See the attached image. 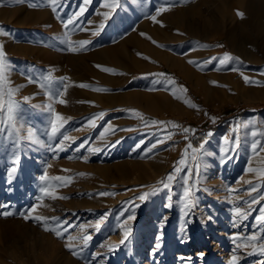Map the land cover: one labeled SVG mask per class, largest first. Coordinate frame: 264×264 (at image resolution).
I'll use <instances>...</instances> for the list:
<instances>
[{
	"label": "rangeland",
	"instance_id": "1",
	"mask_svg": "<svg viewBox=\"0 0 264 264\" xmlns=\"http://www.w3.org/2000/svg\"><path fill=\"white\" fill-rule=\"evenodd\" d=\"M150 1L152 0H120V6L112 18L104 22L105 27L98 35L93 36L87 31L76 32L71 36L73 41H91L87 50L73 53L54 39L62 36L65 30L49 6H32L33 3L39 4L40 0H0V32L7 33L0 35V45L4 46L7 59L13 66L9 79L11 86H24L16 96L21 101V122L25 129L33 128L36 138L42 142L38 145L40 150L34 148L35 143L27 141L15 146L6 135L0 134V213L7 211L15 214L0 215V264H230L232 254L240 257L239 264H264V254L253 252L251 248L234 253L235 245L232 242L234 234L247 237L264 231V224L256 220L262 214L260 209L264 208V201L252 206L246 220L240 221L233 214L235 207L245 208L244 200H251L247 196L250 185L245 184L244 180H252L254 185L264 187V180H257L255 173L246 172L247 167H254L252 159L255 157L262 160L256 168L264 167V153L256 155L251 150L254 142L251 132L264 133V37L259 38V45L254 44V39L250 38L252 27L250 20L246 18L247 9H237L235 0L221 3L216 0H172L149 10L146 18L139 20L141 24L139 21L135 22L134 6L143 10L146 2ZM103 2L104 0H92L82 18L85 27L95 30L103 21V17L98 14L108 11L101 8ZM80 3L81 0H66L60 15L66 19L69 12L78 10ZM166 4L170 5V10L164 13L172 11L177 14L180 9H185L192 20L204 19L203 16L207 13H212V17L206 18H211L212 24L222 26L221 32L207 37L202 31L191 29L185 45L181 40L163 43L157 39H149L141 30V25H146L151 16L157 15V9ZM220 7L225 12L220 13ZM34 11L42 12L44 16L30 23L26 16ZM237 12L243 13V18ZM88 20L94 21V24L87 25ZM262 23L264 26V17ZM173 24L177 25L176 17ZM194 26L200 28L198 21ZM228 31L232 33L231 38ZM173 32L181 34L178 28ZM132 34L143 42L148 41L156 53L165 52L185 59L187 63L188 60L202 63L213 56L222 57L224 53L239 57V62L233 61L220 71H216L219 67L218 60L207 64L202 71L188 63L195 74V78L188 81L177 70L170 69L166 63L158 60L157 54L129 49L131 59L134 58L142 65H154L151 69L131 73L128 83L121 89L122 92H135L139 96L137 103L141 108L134 109L125 103H98L93 96L105 95L109 91L115 93L116 88L109 89L91 76L87 84L91 86L88 88L91 96L87 102H83L86 111L81 114L73 113L72 109L77 102L71 97L70 87L62 97L67 103L60 104L67 108L62 116L71 118L65 125V132L77 137L76 141L63 152L54 153L49 150L46 145L54 146L59 143L60 138L49 140L45 134L53 118L46 111L45 105L51 103L56 112L58 108L55 107L56 102L45 94L46 90L41 89L38 83H28L27 77L43 82L41 78L50 74L54 91L62 87V78H66L64 83L70 85L74 66L68 62L58 67L62 55L73 61L85 58L88 62V56L102 48L113 46L119 39H127ZM22 47L31 48L32 51L27 56L13 51ZM47 55L57 62L48 64L44 58ZM97 65L105 67L98 63H92L91 67L104 75L108 74ZM233 67L239 71H232ZM152 73H165L173 78L179 99L172 95L170 89H162L161 85L153 84L158 77L150 75ZM241 73L255 83L246 84ZM235 75L240 78H234ZM199 78L205 81L203 89L195 86V81ZM181 86L186 91L181 90ZM92 88L109 91H94ZM24 89L31 97L30 102L22 100L26 97ZM216 94L222 98H216ZM163 95L171 103L165 101ZM188 102L195 104L197 108L189 107ZM175 103L184 106L182 116ZM33 105L36 107H32ZM150 108L161 111L156 114L147 113L145 110ZM242 108L249 109L239 117L232 116ZM130 109L140 112L148 120L172 121L181 128L172 129L169 126L168 130L176 134L165 144H159L151 153L146 154L147 149L165 135L163 126L146 127L140 119L132 118V113L128 111ZM99 112H104L105 116L99 121L98 127L85 129L87 119ZM210 117L216 118L215 123ZM250 120H255L256 123L246 128L238 127ZM109 124L122 130L107 136L106 142L98 140L99 133ZM211 124H218V129L211 131L212 135L208 137L206 128ZM184 127L196 130L194 134H187V141L182 132ZM202 136V142L206 141L203 151L211 155L201 158L202 166L199 170H196L195 162L189 159L193 172L188 173L186 169L181 171L176 174L177 179L171 183L170 190L159 191L145 201H139L137 197L140 194L150 191V186H159L158 181L173 173L187 144L198 147L200 144L196 146L194 142ZM237 138L240 140V147L236 152L228 153L233 157L232 160L222 162L221 148H231ZM255 139L264 141V135H257ZM85 140L89 143L76 152L75 149ZM117 140L118 144L115 143ZM138 144L139 148L136 147ZM89 147H98L100 151L90 154ZM188 151L190 153L191 149ZM84 156L88 157L87 162L82 159ZM17 158V171L9 176L8 170L14 166L12 162ZM78 173L86 175L79 176ZM187 174L193 185L194 202V207L188 210L181 200L184 192L183 178ZM45 175L46 180L41 181L40 177ZM69 176L73 177V182L67 187L62 186L67 181L54 179ZM58 184L61 186L57 187ZM45 187L54 189L57 195L66 199L54 200L44 195L41 189ZM233 188L238 191H230ZM100 192L111 195L100 196ZM237 196L244 200L237 201ZM168 204L171 206L166 207ZM34 205L37 209L32 217H46L50 226L53 217L62 222L68 221L73 225L69 233L57 238L54 233L44 231L41 222L32 217L26 221L20 213L32 209ZM128 208H134L135 219L127 225L132 230L129 239L124 245H120L123 233L120 225L128 215H133L132 211H125ZM122 212L124 214L120 215ZM101 217L105 219L99 231L93 227L85 229L92 236L88 247L83 250L82 255L73 256L66 247V244L71 243L67 240V235H78V225L94 224ZM234 221L238 227L233 226ZM105 242L116 245L115 249L109 251L107 247H101ZM157 243L161 245L159 249L155 248Z\"/></svg>",
	"mask_w": 264,
	"mask_h": 264
},
{
	"label": "snow or ice",
	"instance_id": "2",
	"mask_svg": "<svg viewBox=\"0 0 264 264\" xmlns=\"http://www.w3.org/2000/svg\"><path fill=\"white\" fill-rule=\"evenodd\" d=\"M17 2H23V0H17ZM92 0H81V3L78 7V10L69 12L67 15V18L65 19L60 15V13L63 11V8L66 4V0H40L39 4L33 3L32 6L39 7L41 5H47L50 7L51 11L54 15L57 16V18L60 20V23L62 24V28L65 30L60 37H55L59 43L64 44L66 46V50L77 53L87 50V46L91 43L90 40H81V41H73L71 40V36L76 32H87L90 31L93 36H96L100 33L101 30L105 27V21H108L112 18L113 14L116 12L118 7L120 6V0H104V2L101 4V8H106L108 11H103L101 13H98L103 17V21L99 23L98 27L93 30L90 27H85V23L83 21V17L88 9V6L91 4ZM170 10V5H165L157 9V15H160L166 11ZM237 15L240 18H243V13L237 12ZM150 19H152L154 22H158L156 16H151ZM87 25H93L94 21L88 20ZM163 26V25H161ZM0 35H7V33L0 32ZM141 35H144L141 33ZM155 43V41H153ZM207 47V46H204ZM217 47H223L222 45H217ZM218 60L219 67L216 68V71H220L221 68L229 65L231 62H239V57H235L233 55H230L229 53H224L222 57H216L213 56L209 58L207 61L198 63L195 60H188L189 64L195 65L198 70H203V67H206L207 64L212 63V61ZM98 68H101L104 72H109L111 74H120L116 73L115 70L109 69L107 67H102L100 65H97ZM13 66L10 64V62L7 59L6 52L4 50V46L0 45V134L6 135L9 139L12 140L13 144L15 146H19L23 141H27L29 143H35V144H41L42 142L36 138V133L33 128L27 127L25 129L24 124L21 122V101L16 99V96L20 89L24 87L21 86H11V81L9 79V73L12 71ZM232 71L236 72L239 71L238 68H231ZM152 76L158 77V79H155L153 81V84L161 85L162 89H170L172 95L179 99V97L176 95L175 91V85L176 81L171 78L170 76H167L165 73H152L150 74ZM243 76V73H241ZM41 82L40 80H37L33 77H27L28 83H38L41 89H45V94L49 97L50 100L59 103L61 105H64L67 103L65 99L62 97L65 96L68 87L71 85L64 83V79L62 78L60 81L61 88L53 90V81L51 78V75H45L43 76ZM243 79L246 84L248 83H255L254 81H251L249 77L243 76ZM210 83H216V82H210ZM81 88H91L90 85L87 84H80L78 85ZM94 91H109L108 89H99V88H92ZM181 90L186 91V89H183V86H181ZM23 102H28L29 97H23ZM188 106L192 108H197L195 104H192L188 102ZM32 107H36L33 105ZM46 111L51 113L52 119L50 121V127L49 130L45 133L49 140H55L58 137L59 143L55 144L54 146L51 144L46 145L49 150L55 152H63L66 150L67 147L71 145V143L75 142L77 137L71 136L66 134L65 132V125L68 124L69 118H64L62 114L55 111V109L52 107V104H48ZM132 113V118H138L140 121L146 126H163L162 130L164 131L165 135L162 136L160 139L157 140L156 143L152 144L150 148L147 149V153H151L154 149L157 148L159 144H165L168 140L172 138L173 135L176 133L173 131H169V126L172 129H179L181 126L179 124H176L172 121H158V120H148L143 117V115L136 111V110H128ZM207 115V113H205ZM105 116L104 112H99L93 114L91 117H89L84 125L85 129H96L98 127L99 121L103 120ZM210 119L215 123L216 118L210 117ZM255 120H250L247 122V124L244 125H238V127H248L250 124H255ZM122 129H119L118 127H115L111 124H109L107 127L104 128L103 131L99 133V136L97 137L98 140H104L106 142V137L109 135H115L116 132L121 131ZM124 131H131V129H124ZM195 129L184 127L182 128V132L184 133V139L187 141L189 139L188 133H195ZM26 132V134H25ZM208 137H211L212 133L208 132L206 134ZM252 137L254 138V142L251 144V150L256 155H259L260 153H264V141L256 140L255 138L257 135H264V133H257L256 131L251 132ZM227 141V138H225ZM89 142L85 140L83 143L79 144V146L75 149L76 152H79L80 149L85 148V146ZM116 144L119 143V140L115 142ZM205 142L200 143L198 147H194L191 143L187 144V147L184 149V152L181 154V159L178 161V166L174 168V171L172 174L167 175L164 179L161 181H158L157 184L159 186H150V191L143 192L140 194L137 199L141 202L148 199L151 195L156 194L159 191L171 188V183L177 179L178 173L181 171L187 170L188 173L193 172V166L188 163V160L195 162V168L196 170H199V168L202 166V157L205 155H211V153H205L203 151ZM112 146H115L114 144ZM137 148L140 147L138 144L136 146ZM240 147V140L239 138L236 139L234 142V145L231 148L228 147H222L221 153L222 155V162L224 160L231 161L232 156L228 155L229 152H236L238 148ZM189 149H191V152L189 153ZM100 151V148L98 147H89L88 152L95 153ZM71 159V157H70ZM82 159L87 162L88 157L84 156ZM18 158L13 160V167H11L8 172L9 176H13L16 171L17 167L15 165L18 164ZM51 165H49L50 167ZM68 171V170H64ZM247 173H255V178L257 180H264V167L262 168H254L252 166L247 167L246 169ZM79 176H85L84 173H78ZM46 175L41 176V181L46 180ZM57 181H67V183H63L62 186L67 187L68 184L73 182V177H55L54 178ZM245 184L250 185V187L247 189V196L251 197L250 201L244 200L243 197L237 196L235 199L237 201L244 200V203L246 204L245 208L241 207H235L233 209V214L236 219H239L240 221L246 220L247 217L250 215V209L253 205L258 204L261 201H264V194H261L264 192V187H258L253 184L252 180H244ZM183 185H184V192L181 196V200L184 201V208L186 210L191 209L194 207V202L192 201V188L193 185L190 184V176L185 175L183 178ZM61 185H57V187H60ZM41 191L44 193V195L52 198V199H66V197L59 196L55 192L54 189L45 187L42 188ZM232 192L238 191L237 189L233 188L230 189ZM256 194V195H253ZM98 195L100 196H108L111 195V193L107 192H100ZM170 199V198H169ZM171 204L166 205V207H170ZM37 209V206L34 205L32 209L26 210V212H21L20 215L27 221L30 217H32V213H34ZM125 211H132L133 215H128L127 219L123 222V224L120 225V227L123 229L122 238L119 241L120 245H124L126 241L129 239L131 235V228L128 227V222L135 219L134 216V208H128L125 209ZM261 215L256 217V220L258 223L264 224V208L260 209ZM122 212L120 215H123ZM187 214V212H186ZM0 215L8 216V215H15L11 212H3L0 213ZM35 221L41 222V226L44 231L46 232H52L57 238H62L65 236L66 233H69V229L73 227V225L68 221H61L59 218L53 217L51 218L52 224L51 226L48 223V218L42 217V216H35L32 217ZM105 217H101L99 220H97L94 224H88V225H78L80 232L78 235L73 236L71 234L67 235V240L71 243L66 244V247L72 252L73 256H80L83 253V250L88 247L89 242L92 240V236L90 234H87L85 229L88 227H93L97 231L100 230L103 221ZM234 227H238L234 221L233 224ZM232 242L235 245L234 253L238 252L240 250H247L249 248L252 249L253 252H259L261 254H264V231L261 233H253L252 235H249L247 237H244L240 234H234L232 237ZM101 247H107L109 251H113L116 247L114 244H109L108 242H105V244L101 245ZM161 245L159 243L156 244L155 248L159 249ZM97 255H100L97 253ZM240 257L236 254H233L230 259V264H239Z\"/></svg>",
	"mask_w": 264,
	"mask_h": 264
},
{
	"label": "bare ground",
	"instance_id": "3",
	"mask_svg": "<svg viewBox=\"0 0 264 264\" xmlns=\"http://www.w3.org/2000/svg\"><path fill=\"white\" fill-rule=\"evenodd\" d=\"M170 1L172 0H152L150 2H146L145 5L146 7L143 10L140 9L138 6L137 7L134 6L135 15H136L135 22H138L142 18L145 19L147 12L149 10L161 5L162 3H167V2L169 3ZM216 1H220L221 3L222 1H226V0H216ZM235 3L237 9L240 10H243L244 8L247 9L246 18L250 20L252 27L250 28L251 31L250 38L254 39V44L259 45L258 44L259 38L264 37V26L262 23V18L264 17V0H235ZM195 12L196 10L194 9L193 13ZM222 12H225L224 8L220 7V13ZM43 16L44 13L39 11H34V13H30L29 15H27L26 19L28 20V22L34 23L39 19H41ZM175 17L177 19L176 26L173 24V19ZM203 17L204 19L198 18L196 20H192L189 18V12L187 10L180 9V11L177 14H175V12L170 11L167 13L156 15L158 22H154L152 19H150L148 23H146V25H141L142 27L141 26L140 27L143 33H145L146 37H148L149 39H157L163 43L173 40H178V41L181 40L184 42L185 45L186 38L188 37V34L191 32V29L196 31L197 30L202 31L207 37L213 35L214 33L217 34L221 32L222 26L214 25L211 23L210 20L211 18H209V20L206 18V17H212V13H207L206 16ZM8 19L7 21H10ZM195 21L196 22L198 21L200 26L199 29L196 26H194V23H196ZM176 28L180 30L181 34H176L173 32L174 30H176ZM228 34H230V38H231L232 33L229 32ZM129 49L134 50L135 52L145 51L151 55L152 54L154 55L155 53L157 54L158 60L166 63V65L170 69L177 70V72L180 74L181 77L187 79L188 81H192L193 78H195V74L193 73L190 65L187 63L185 59L177 58L165 52L161 54L156 53L154 51V48L148 44V41L143 42L137 37V35L132 34L128 36L127 39H119L117 43H115L113 46L102 48L96 51L95 53H93L92 55L88 56L87 59H90V61L88 62L85 60V58H81L79 60L73 61V59L70 58L68 59L63 55L61 56V61L59 60L60 63L58 67H61V65L63 64L66 65L68 64V62L70 63V65L74 66V69H72L73 72L71 73L69 80L71 85L69 88L71 97H73V99L77 102V105H75L74 109H72L73 113L81 114L84 111H86L83 102H87V100L90 99L91 95L88 94V88H81L78 85L88 84L90 80L89 77L91 76L96 77L102 85L108 87L109 89L116 88L115 93L109 91L105 95L93 96L98 101V103H101L102 105H115V104L119 105L125 103L131 105L134 109L141 108L137 103V99L139 98V96H137L135 92H126V91L122 92L121 89L122 87L125 86V84L128 83L129 75L131 73L135 71H145L151 69L154 65H142L139 62H136L134 58L131 59L132 57L128 53ZM13 51H18L27 56L30 54L32 49L28 47H22V48H16ZM44 58H46L45 61L48 64L57 62V61H53L52 57L49 55H47V57ZM92 63L105 65V67L109 69H113L115 70L116 73H120V74H111L108 72L107 75H104V73H100L99 71L94 70L91 67ZM224 77L227 78V76ZM234 78L237 79L240 78V76L237 77V75H235ZM195 86L203 89L205 86L204 79L202 78L196 79ZM24 94L26 95V97H29V102H30L31 97L28 95L27 90L25 89H24ZM163 98L165 99V101L171 103L169 101L170 99L166 95H163ZM216 98L220 99L222 97L219 94H216ZM175 105L179 109V115L182 116L184 114V108H183L184 106H182L180 103H175ZM45 106L47 108V104ZM55 107L58 108V113L63 114L67 112V108L65 106L61 107L60 104L58 103H55ZM145 111L150 114H156V113H160L161 110L157 108L156 109L150 108ZM33 146L37 150L41 149L39 148L38 144H35ZM259 157L261 158V156ZM260 161L262 160L259 159L258 157L252 159V164L254 165V168L257 167Z\"/></svg>",
	"mask_w": 264,
	"mask_h": 264
},
{
	"label": "trees",
	"instance_id": "4",
	"mask_svg": "<svg viewBox=\"0 0 264 264\" xmlns=\"http://www.w3.org/2000/svg\"><path fill=\"white\" fill-rule=\"evenodd\" d=\"M249 108H242V109H239L237 111V114H233L232 116L233 117H239L241 116L242 114H244ZM208 131L207 132H211V131H215L216 129H218V124H211L210 126H208L206 128ZM204 140V137H199L197 139V141H195L194 143L196 144V146H198L202 141Z\"/></svg>",
	"mask_w": 264,
	"mask_h": 264
}]
</instances>
